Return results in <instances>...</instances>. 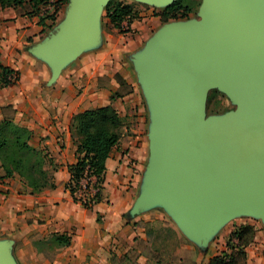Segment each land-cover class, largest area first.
<instances>
[{
  "label": "water",
  "instance_id": "obj_1",
  "mask_svg": "<svg viewBox=\"0 0 264 264\" xmlns=\"http://www.w3.org/2000/svg\"><path fill=\"white\" fill-rule=\"evenodd\" d=\"M108 1L71 0L64 21L32 47L52 68L50 85L98 43ZM200 16L165 24L137 58L151 111V161L130 215L163 205L187 237L208 244L235 215L264 221V0H203ZM212 88L237 109L207 117ZM0 264H16L6 243Z\"/></svg>",
  "mask_w": 264,
  "mask_h": 264
},
{
  "label": "crops",
  "instance_id": "obj_2",
  "mask_svg": "<svg viewBox=\"0 0 264 264\" xmlns=\"http://www.w3.org/2000/svg\"><path fill=\"white\" fill-rule=\"evenodd\" d=\"M53 2L42 5L44 12L37 15L16 6L0 8V63L20 72L18 82L0 87V121L8 118L2 108L12 106L10 120L32 131L31 145L48 154L49 169L56 167L55 188L40 192H31L18 174L2 178L0 243L7 244L16 264H123L133 254L144 264L148 222L165 218L181 237H187L163 205L129 214L146 183L151 161V111L137 58L163 25L147 37L136 32L126 40L109 17L102 20L98 43L69 61L50 85V64L31 49L66 18L68 4L64 3L52 24L48 15L55 9ZM119 91L122 94L113 99ZM109 104L124 119L122 136L106 162L103 199L87 209L65 187L69 165L78 160L70 125L76 113ZM230 222L217 230L208 246L215 235L229 239ZM253 227L246 264H264V224ZM60 236L70 237V243L61 244Z\"/></svg>",
  "mask_w": 264,
  "mask_h": 264
},
{
  "label": "trees",
  "instance_id": "obj_3",
  "mask_svg": "<svg viewBox=\"0 0 264 264\" xmlns=\"http://www.w3.org/2000/svg\"><path fill=\"white\" fill-rule=\"evenodd\" d=\"M48 1L29 0L33 10L41 8ZM15 2L20 6L23 5L22 0H15ZM64 3L67 1L56 0L53 2L55 9L48 15L52 19V24L56 21V16ZM190 10V6L185 5L184 0H177L165 7L163 11L158 12V15L162 21H168L187 18ZM107 16L112 24L121 30L124 21L127 20L130 24L134 19L133 6L127 3H118L112 9L107 8ZM42 21H44V17ZM19 79V71L0 63V87L16 83ZM119 80L122 86L124 82L120 77ZM121 94L122 92L119 91L112 98ZM123 125L124 119L111 104L76 113L73 117L70 130L77 143L78 160L75 164L69 165L70 179L65 187L71 192L74 200L80 202L87 209H93L94 205L103 199L106 162L112 150L119 144ZM31 137L32 131L28 127L8 118L0 121V181L2 178L18 174L31 192L55 188L54 171L56 167L53 166L52 170L48 168V165L52 164L51 159L44 150L31 145ZM1 168L3 173H1ZM86 175L96 177V182L93 185L98 188V191L92 194L93 197L89 201H82L77 197L76 191ZM62 238L61 244L70 243V237H58V239ZM234 238L238 240L237 247L239 246L240 249L238 248L237 254L240 259L236 257L237 255L221 253L211 257L208 264H246L245 249L253 241L254 227L245 225L235 228L228 243H231ZM159 261L160 259L157 260V262Z\"/></svg>",
  "mask_w": 264,
  "mask_h": 264
},
{
  "label": "rangeland",
  "instance_id": "obj_4",
  "mask_svg": "<svg viewBox=\"0 0 264 264\" xmlns=\"http://www.w3.org/2000/svg\"><path fill=\"white\" fill-rule=\"evenodd\" d=\"M22 1L23 5L20 6L15 0H0V8L16 6L20 11H25L26 14H43V8L33 10L29 0ZM66 1L67 4H69L71 0ZM184 2L185 5L191 8L187 18L162 21L158 12L163 11L167 5H156L146 0H109L103 5L99 20L101 22L108 18V7L112 9L118 3L131 4L133 6L134 19L132 22L135 24V32L133 26L131 28L132 22L129 24L127 20L124 22H127L129 28L123 24V28L121 30L120 28L118 29L124 34L123 36L126 40L132 38L131 36L136 32H140L144 37H147L152 32L154 33L159 25L164 26L167 23L186 22L201 18L200 8L203 0H184ZM54 24H56V21ZM1 44L0 39V46ZM236 109V101L227 92L220 88H212L209 91L206 101L207 117L223 118L233 113ZM2 112L3 115H7L9 119L14 115L12 106L3 107ZM161 210L164 211L163 209ZM230 221L228 227H233V230L239 226L264 224V221L260 217L253 214L235 215ZM169 224V220L163 218L162 220L158 219L150 223L148 222L145 225L149 233L147 235L148 245H146L147 248L145 253V257L148 258L144 264H205L208 260L210 261L211 257L220 255L221 253L237 255L236 257L240 259L237 254L239 252L238 248L240 249L239 246L237 247V238H234L231 243H228V239L223 236V234L219 236L215 235L216 237L213 238L214 241L210 247L208 244H200L188 237H181ZM138 259L139 256L133 254L129 257V260L123 262V264H139ZM158 259H160L159 262H157Z\"/></svg>",
  "mask_w": 264,
  "mask_h": 264
},
{
  "label": "built area",
  "instance_id": "obj_5",
  "mask_svg": "<svg viewBox=\"0 0 264 264\" xmlns=\"http://www.w3.org/2000/svg\"><path fill=\"white\" fill-rule=\"evenodd\" d=\"M55 1L56 0H54V2ZM123 24H125V26L129 28V25L127 24V22H124ZM95 182H96L95 176H87L86 175L81 180V184L79 186V189L76 191L77 197L82 201H89L90 198L93 197L92 194H94V193H96V191H98V188L93 185ZM89 184H90V186H88Z\"/></svg>",
  "mask_w": 264,
  "mask_h": 264
}]
</instances>
